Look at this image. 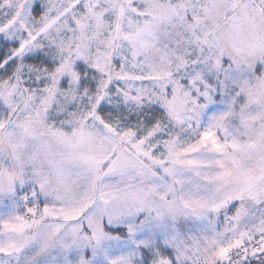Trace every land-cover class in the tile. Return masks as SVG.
<instances>
[{
	"label": "snow or ice",
	"instance_id": "6c2138e0",
	"mask_svg": "<svg viewBox=\"0 0 264 264\" xmlns=\"http://www.w3.org/2000/svg\"><path fill=\"white\" fill-rule=\"evenodd\" d=\"M0 264H264V0H0Z\"/></svg>",
	"mask_w": 264,
	"mask_h": 264
}]
</instances>
